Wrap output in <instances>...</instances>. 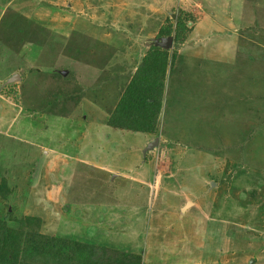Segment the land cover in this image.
Masks as SVG:
<instances>
[{"label":"rangeland","instance_id":"1","mask_svg":"<svg viewBox=\"0 0 264 264\" xmlns=\"http://www.w3.org/2000/svg\"><path fill=\"white\" fill-rule=\"evenodd\" d=\"M219 27L234 35L227 57L183 52L192 28L197 42H218ZM169 35L163 86L147 91L150 72L164 70L151 65L154 41ZM0 47V58L24 65L21 81L0 82V140L29 126L47 140V119L80 126L85 115L129 134L137 169L134 187L117 184L128 175L115 172L89 197L60 179L69 163L60 157L71 158L62 149L51 165L44 144L23 166L10 159L0 171L2 264H136L135 255L141 264H264V0H0ZM144 60L143 82L127 91ZM142 132L155 136L144 143ZM179 148L225 163L193 178L196 163ZM81 167L74 174L89 181L92 169ZM16 168L23 183L10 182ZM189 200L208 206L194 226L183 217L192 215Z\"/></svg>","mask_w":264,"mask_h":264},{"label":"crops","instance_id":"2","mask_svg":"<svg viewBox=\"0 0 264 264\" xmlns=\"http://www.w3.org/2000/svg\"><path fill=\"white\" fill-rule=\"evenodd\" d=\"M188 4L189 3L184 2L183 3L184 8H187L188 10H191V8L188 6ZM7 5H8V2L6 3V6ZM199 5L202 7V4H199ZM191 30L187 34V41L190 40V42H189V45L184 46V48H183V50H184L183 52L184 53L198 54V55H208V56H214V57H219V58H225V57L228 56L229 53H228L227 40L230 39V36L234 37V35L232 33L231 34L225 33L224 32L225 29L223 27H219L216 30V33H218V34H220L222 36V37H220V38H222L220 41L212 42L211 40H205L203 42H197L196 40H198L199 37L192 38L191 37ZM192 39H195V40H192ZM173 49H175V47H173ZM21 66H24V65L21 62H19L17 59L2 58L1 57L0 58V82H3V80L5 78H11L12 82H16L17 81L16 77L18 75H20V74L22 75V73H23V70H22ZM20 68H21V70H20ZM4 75H5V78L3 77ZM3 83H0V90H1V85ZM12 84H14V83H12ZM64 118L65 117L62 116V121L66 122L67 125L71 124L70 127H72L71 133H70V140L68 139L67 132L66 133L63 132L64 130H62V129L52 130L49 125L45 126V127H47V129H48V137L49 138L53 139V138L59 137L62 133L65 135L64 137H65V139L67 141H69V143H61V144H59L56 140H52V141H53V143L55 145V148H57L59 146L60 147H64L62 149L64 154H68L71 158L64 157V156L60 157L61 153L58 151L60 149H58V150L56 149V150L52 151L51 146L47 145L46 159L49 158V160L47 162H50L51 159H53L52 161L55 163V160L60 157L61 159L65 160V161H69V163H67V164L76 163L78 165V167L75 168V171H76L75 173H77V171L83 169L81 167L83 165L88 166L91 169H95V166L93 164H87L84 159H82L78 154H76V152H72L71 153L68 150V149H72L73 145L70 148L66 144H73V143L76 144L77 147L73 148L76 151H77V148L79 146H81V145L82 146H85L86 144L90 145L91 143L94 142V140L91 139V138H93L92 137L93 136V132H88V131H91V127H99V128H102V127L98 126L99 124H92V123L89 124V122H91V120H90L91 118H89V117H87L85 115L81 116V121L83 123L81 122L80 126L78 124L74 125L70 121H68V120H66ZM54 119L55 118H49L47 120H54ZM55 120H57V119H55ZM102 129L104 130L103 134L105 135L104 136L105 140L108 141L111 150H114L115 148H117V152H116L115 156L117 155L119 157H122L121 150H120V148L118 147V145L116 143V141H119L120 137H121V138H125V140H126V142L124 143V147H125V150H126V156L131 158V159H133L135 157V155H133L132 151H131V149L135 148V145L133 144V141L130 139L129 134L126 131L120 130V129H119V131H117V130L116 131H112L110 128H108V129L102 128ZM81 131H83V132H81ZM109 133H110V135H109ZM138 134L142 136V137H138V140L139 141L144 140V143H146L148 141L150 142V138L148 136H151V137L155 136L154 134H148V133H145V132L138 133ZM19 137H21V135H19ZM89 137H91L90 140L88 139ZM164 140H166V135L159 141L158 146L162 142H165ZM31 141H32L33 145L36 148V153H38V151L40 150V147H41L40 144H37L38 140L32 138ZM153 145H154V141H152L149 144V146L152 147L151 148L152 150H154V146ZM168 147H174V146H168ZM187 149L188 148H179V152H180L179 156H181L182 159L188 161L189 163L192 162V161H194L196 163V165L193 166V172H195V173L199 172V175H198V177L193 176V178H201L202 177L203 180H205L207 178H206L205 174L202 173V168L203 167L210 166V167H212V170H214V168L217 169L220 166L222 167L223 163H225L222 160V158L217 157L215 155L204 153V152L203 153L202 152L195 153V152H192V151H188ZM64 150H66V152ZM16 166H21V165H16ZM65 166H66V164H65ZM14 167L15 166H12V168H14ZM64 168L65 167L62 166V169H64ZM142 168H144V167L142 166ZM102 172H103L102 173V178H103L102 180L97 181L96 178H93L92 180L90 179L89 181H87L86 184H85V181H86L87 178H84V179L80 180V179H78L79 177H76V178H72L70 181H66L62 177L60 179H62L63 182H66L68 184V186H70V185L74 186V189H75L76 186L80 187V188L81 187H88V188L94 189L95 186H96V183H100V182H103L105 180V175L107 176V179L109 180V182L114 183V181H115V171H111V170H107L106 169V170H104ZM117 172H118V175H120V174L123 175V173L125 175H128L127 177L124 176V178L119 179L117 184H122L126 180L127 183H131V184H133L135 186V182L137 181V177H136L137 169L136 168H135V170H133L132 168L123 167V168H120L119 170H117ZM59 174H61V173H59ZM46 178H47V183H48L49 182L48 176H46ZM51 179H52V175H51ZM53 190L55 191V188H53ZM109 190L112 193H115V188L109 189ZM47 193L50 195L49 191ZM88 196L90 197V195H88ZM74 197L76 198L77 196L74 195ZM86 203L90 204L91 202L86 200ZM190 205H191L190 208H191V214L192 215L189 216L188 214H184L183 217L187 218V220H190V221H191V219H193V223L192 224L194 226V225H196V222L198 221L199 218L205 219V217L208 216L206 214V212L208 210V206L204 205V200H203L202 203L193 200V202ZM153 218H154V216H153ZM146 219H148V218H146ZM157 221H158V218H156V219H154L152 221L150 220V221L146 222L147 223L146 231H149V232L146 233V237H145L147 240H150L152 238V234H153L152 231L154 230V225L156 223H154L152 228H150L148 230L149 224H151V222H157ZM148 233H149V235H148Z\"/></svg>","mask_w":264,"mask_h":264},{"label":"bare ground","instance_id":"3","mask_svg":"<svg viewBox=\"0 0 264 264\" xmlns=\"http://www.w3.org/2000/svg\"><path fill=\"white\" fill-rule=\"evenodd\" d=\"M187 97H188V94H187ZM46 123L50 126L52 130H56V129L69 130L71 128L66 124V122H63V121L61 122L59 120H46ZM29 127L30 129L25 128L21 130L20 132L21 137L16 135V139H11L10 136H6L0 140V171H1V174H3L4 171L7 169V166H8L7 164L10 159H12L13 163L19 160V163L17 165L23 166L25 165L26 161L29 162V160L26 158H30L36 153V148L31 141L32 140V137H31L32 126H29ZM103 131L104 130L102 128L91 127V131H88V132L95 133V137L97 140L96 141L94 140V142L91 143L90 145L86 144L85 146H82V145L79 146L77 148V151L73 149L77 147L76 144L74 143L66 144L70 148L73 145L72 149H68L71 153L76 152V154H78L82 159H84L87 164H93L95 166V169H92L93 175L90 177L91 180L93 178H101L102 173H103L102 171L106 169L117 172V170L123 167L131 168V160H133L126 156V150L124 147V143L126 142L125 138L120 137V140L116 141L118 147L121 150V154H122V157H119V156L117 157L115 156L117 152V148H115L114 150H111L108 141L105 140ZM52 140H56L59 144L69 143V141H67L65 138L56 137L52 139L48 137V139L46 140L45 137H43L41 140L37 142V144H44L43 148H45V145H50L52 151L56 149L64 148L60 146L55 148V145ZM53 163L54 162L51 161L50 165ZM77 167L78 165L76 163L66 164L60 176L66 181H70L72 178H76V174L74 173L76 172L75 168ZM84 178H88V177H79L78 179L82 180ZM48 179L50 180L49 177ZM85 182L87 183V179ZM124 183L126 184V186L134 187L133 184L127 183V181ZM85 188H86L87 195L91 194L92 192L91 188L81 187V189L79 190V193H81V196L84 195L83 192ZM129 191L130 189H128V192ZM188 202L192 203L191 200H189ZM133 213H137V210L135 209ZM130 221L127 222L129 227L130 225L134 227L135 226L138 227L137 222H130ZM137 227H135L136 232H137Z\"/></svg>","mask_w":264,"mask_h":264},{"label":"trees","instance_id":"4","mask_svg":"<svg viewBox=\"0 0 264 264\" xmlns=\"http://www.w3.org/2000/svg\"><path fill=\"white\" fill-rule=\"evenodd\" d=\"M184 14L186 15H189V13L185 12ZM177 20L179 21L180 19L177 18ZM183 23L182 22H178V26H181ZM154 48L156 49L155 52H153L157 57L155 59V61L152 62L151 65L155 64V63H159V65L163 66L164 67V70H160L159 72L157 71H153V72H150V76L151 77H147L146 81L150 80V84L148 85L149 87V90L147 91H150L152 88H154V86L156 85H162L163 86V83H164V79H165V73H166V69H167V65L169 64L168 60H169V52L167 53V51L165 49H163L162 47L160 46H154ZM150 56V55H149ZM144 67H145V60L143 62L140 63V67L139 69L137 70L136 73H134V76L132 78V81H131V86L127 89V91H133L132 90V85L134 83H140V82H143V76L141 77L142 73H143V70H144ZM22 75H18L17 76V81L16 82H19L21 81V77ZM3 82L7 85H11L13 82H12V79L11 78H5L3 80ZM11 82V83H10ZM160 110V109H159ZM13 168H11L12 170ZM9 171V170H8ZM15 174L13 176V178L10 180V182H12L13 180H16L18 183H23V179H21V176L23 175V172H24V169L20 170V169H17L15 170ZM10 173V171H9ZM14 173V172H13ZM43 178V177H42ZM46 178V177H45ZM39 179V178H38ZM32 188V186H31ZM29 188H27L26 192L25 193H29ZM36 189L35 188H32V190L30 191V195L31 196L33 193L34 195L36 194ZM37 201V200H36ZM38 202V201H37ZM93 207H95L94 203L92 204ZM4 238H8L10 241H12L14 243V235L13 234H7V235H4ZM1 242H2V238H1V235H0V245H1ZM34 248V247H33ZM34 250L36 251V256L40 257L41 256V251L37 250L34 248ZM127 254H132V253H127ZM133 255H135V253H133ZM134 257H136L137 261H134L132 260L133 262H136V264H141V258L137 255H135ZM129 258V257H128ZM30 261H34L33 258L30 259ZM0 264L1 263V257H0Z\"/></svg>","mask_w":264,"mask_h":264},{"label":"water","instance_id":"5","mask_svg":"<svg viewBox=\"0 0 264 264\" xmlns=\"http://www.w3.org/2000/svg\"><path fill=\"white\" fill-rule=\"evenodd\" d=\"M165 11L171 16L172 19H175V12L171 11L169 9H165ZM155 45L167 48V49H171L173 47V36L169 35L166 37H160L155 39L154 41ZM58 71V70H56ZM190 203V202H189Z\"/></svg>","mask_w":264,"mask_h":264}]
</instances>
